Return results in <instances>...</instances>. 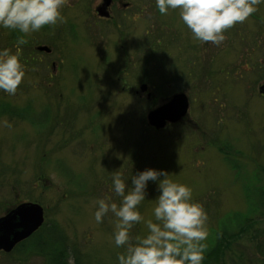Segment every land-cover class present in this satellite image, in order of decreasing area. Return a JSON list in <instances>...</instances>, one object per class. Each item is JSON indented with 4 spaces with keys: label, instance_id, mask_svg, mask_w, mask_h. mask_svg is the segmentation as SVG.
<instances>
[{
    "label": "rangeland",
    "instance_id": "1",
    "mask_svg": "<svg viewBox=\"0 0 264 264\" xmlns=\"http://www.w3.org/2000/svg\"><path fill=\"white\" fill-rule=\"evenodd\" d=\"M123 1L130 6L102 15V0H67L62 23L24 36L25 76L15 95L0 92V217L31 201L44 220L0 250V264H50L53 249L66 251L58 264H117L115 217L97 224L94 201L119 203L113 173L130 184L146 168L192 189L207 215V248L221 230L233 234L211 264H264V4L213 45L195 40L178 10ZM22 35L0 28V48L15 53ZM179 91L186 115L150 127L148 112ZM157 195L150 181L133 242L147 234L144 221L155 222Z\"/></svg>",
    "mask_w": 264,
    "mask_h": 264
},
{
    "label": "clouds",
    "instance_id": "2",
    "mask_svg": "<svg viewBox=\"0 0 264 264\" xmlns=\"http://www.w3.org/2000/svg\"><path fill=\"white\" fill-rule=\"evenodd\" d=\"M67 0H0V28L24 35L17 38L16 52L0 48V92L15 95L25 76L20 46L24 36L45 25L63 22L61 9ZM264 0H155L157 10L166 15L178 10L179 18L201 43L219 45L225 32L243 23ZM200 162L197 161V164ZM130 184L119 171L111 176L110 192L119 197L94 201L93 218L97 224L109 213L115 217L112 239L124 251L116 256L117 264H202L207 238V215L201 204L192 199V189L169 178L163 169L146 168L132 173ZM156 185L158 195L152 209L154 220L144 221L147 234L133 242L130 229L144 218L138 206L146 199L148 183Z\"/></svg>",
    "mask_w": 264,
    "mask_h": 264
},
{
    "label": "water",
    "instance_id": "3",
    "mask_svg": "<svg viewBox=\"0 0 264 264\" xmlns=\"http://www.w3.org/2000/svg\"><path fill=\"white\" fill-rule=\"evenodd\" d=\"M112 0H103L98 10L101 12L109 7ZM102 15H108L101 12ZM41 50L50 51L47 47ZM146 86H143V90ZM259 92L264 94V83L259 87ZM189 109V99L184 92L174 94L170 99L155 107L148 113L149 124L157 129L164 128L167 122L176 123ZM44 220V211L37 203H23L0 217V250L11 251L17 243L26 239L36 230Z\"/></svg>",
    "mask_w": 264,
    "mask_h": 264
},
{
    "label": "trees",
    "instance_id": "4",
    "mask_svg": "<svg viewBox=\"0 0 264 264\" xmlns=\"http://www.w3.org/2000/svg\"><path fill=\"white\" fill-rule=\"evenodd\" d=\"M258 201L261 202V203L257 204L258 208L263 210L264 209V193H261V198ZM262 215H264V214H262ZM242 227L243 226H241L240 229ZM228 231L229 230L226 228L221 230V232L218 233L217 238L214 240V245L212 247H208V248L206 247L202 264H211L212 262H216L215 259L219 258L220 251L222 250L224 243L228 239H231L233 237V234H228ZM48 244H51L53 246L54 243L48 242ZM41 251L42 250L40 249V252ZM65 253H66L65 249L63 251H62V249H53L49 253V263L50 264L60 263V262H58V260L61 259L62 255H64L65 257L67 256V255H65ZM66 259H67V257H66ZM63 264H67V263L64 262ZM214 264H218V263H214Z\"/></svg>",
    "mask_w": 264,
    "mask_h": 264
},
{
    "label": "flooded vegetation",
    "instance_id": "5",
    "mask_svg": "<svg viewBox=\"0 0 264 264\" xmlns=\"http://www.w3.org/2000/svg\"><path fill=\"white\" fill-rule=\"evenodd\" d=\"M117 4H118L119 6L122 5L125 9L128 8V7L130 6V3H128V2H124L123 0H113V3H112V5H111V7H110L111 14H112V11H113L114 7H115ZM97 15H98V14H97ZM135 91H137V90H135ZM262 96H264V95H262Z\"/></svg>",
    "mask_w": 264,
    "mask_h": 264
}]
</instances>
